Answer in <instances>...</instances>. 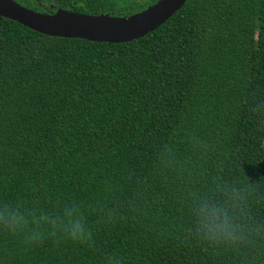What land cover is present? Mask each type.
<instances>
[{
	"label": "trees",
	"instance_id": "obj_1",
	"mask_svg": "<svg viewBox=\"0 0 264 264\" xmlns=\"http://www.w3.org/2000/svg\"><path fill=\"white\" fill-rule=\"evenodd\" d=\"M0 264H264V0H187L119 44L0 17Z\"/></svg>",
	"mask_w": 264,
	"mask_h": 264
},
{
	"label": "water",
	"instance_id": "obj_2",
	"mask_svg": "<svg viewBox=\"0 0 264 264\" xmlns=\"http://www.w3.org/2000/svg\"><path fill=\"white\" fill-rule=\"evenodd\" d=\"M187 0H158L145 10L124 17L87 15L58 9L43 14L14 0H0V17L49 37L108 44L127 43L146 36L168 21Z\"/></svg>",
	"mask_w": 264,
	"mask_h": 264
}]
</instances>
